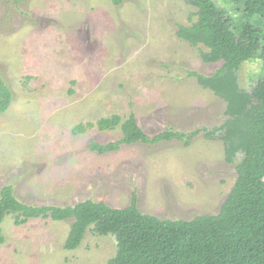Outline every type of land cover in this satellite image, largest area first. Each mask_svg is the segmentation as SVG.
Here are the masks:
<instances>
[{
    "label": "rangeland",
    "instance_id": "rangeland-1",
    "mask_svg": "<svg viewBox=\"0 0 264 264\" xmlns=\"http://www.w3.org/2000/svg\"><path fill=\"white\" fill-rule=\"evenodd\" d=\"M196 11L185 0H0V76L13 96L0 114V191L12 186L22 203L58 207L92 200L126 208L136 195L143 214L162 220L218 214L240 157L228 164L223 142L204 136L224 123L226 103L189 74L211 75L222 63H205L204 46L176 35ZM261 70V61L244 63L241 87L250 91ZM131 114L149 135L200 133L188 145L138 142L99 155L90 143L118 141L120 126L72 132ZM71 222L17 226L8 215L0 264H109L111 235L88 231L77 249L64 248Z\"/></svg>",
    "mask_w": 264,
    "mask_h": 264
},
{
    "label": "trees",
    "instance_id": "trees-1",
    "mask_svg": "<svg viewBox=\"0 0 264 264\" xmlns=\"http://www.w3.org/2000/svg\"><path fill=\"white\" fill-rule=\"evenodd\" d=\"M110 1L120 5L124 0ZM185 1L196 8V19L178 26L177 37L194 47L204 46L205 63H222L211 75L189 73L226 103V120L212 130L205 129L204 136L223 142L228 164L240 157L236 181L219 213L162 220L143 214L136 195L126 208L92 200L65 207L32 206L19 201L12 186H5L0 191V224L8 215H14L17 226L34 218L72 220L64 248L77 249L88 231L111 235L117 251L109 264H264V0H219L222 5L214 0ZM251 61H261L262 70L249 91L241 87L239 72ZM12 99L0 76V114L8 110ZM119 126L121 139L108 144L91 142L89 149L104 155L138 142L154 145L177 139L188 145L200 133L166 129L149 135L134 114L79 123L72 132L109 131Z\"/></svg>",
    "mask_w": 264,
    "mask_h": 264
}]
</instances>
